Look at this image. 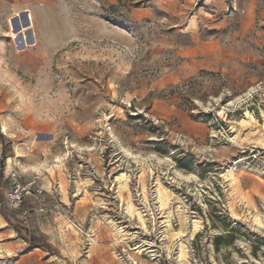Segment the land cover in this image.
<instances>
[{"label": "rangeland", "instance_id": "rangeland-1", "mask_svg": "<svg viewBox=\"0 0 264 264\" xmlns=\"http://www.w3.org/2000/svg\"><path fill=\"white\" fill-rule=\"evenodd\" d=\"M263 144L264 0H0V264H264Z\"/></svg>", "mask_w": 264, "mask_h": 264}, {"label": "bare ground", "instance_id": "bare-ground-1", "mask_svg": "<svg viewBox=\"0 0 264 264\" xmlns=\"http://www.w3.org/2000/svg\"><path fill=\"white\" fill-rule=\"evenodd\" d=\"M25 11V10H24ZM23 12V11H22ZM24 13V12H23ZM16 15V14H14ZM15 17H18L19 23H20V29L18 34L14 33V31L12 30V37L13 40L15 41V43L17 45H21L24 48H31L36 46L37 40H36V35H35V31H34V24H33V20H32V15L30 11H26L24 18H25V25H22V19L20 17V15H17ZM14 18V17H13ZM17 19V18H16ZM10 20V19H9ZM24 24V23H23ZM16 32V31H15ZM251 118V117H250ZM251 119L248 120H243L240 122V126H247L250 124ZM253 124V123H252ZM240 128V127H239ZM233 129V128H232ZM260 130L257 129V132H259ZM1 132L5 135H8L9 133L7 132V127L5 125V123L2 124L1 127ZM236 138V137H235ZM258 139H261V137L259 136ZM264 145V144H263ZM20 158V155H17V159ZM11 161L12 159L9 158L8 159V163H6L8 166L11 165ZM54 166V165H53ZM236 167V166H235ZM9 168V167H8ZM54 168V167H53ZM61 169V168H60ZM239 169V168H238ZM7 170V169H6ZM253 172V171H252ZM64 177V176H63ZM59 179V178H58ZM223 179L224 182L230 186V188L232 189L233 192H237L238 188H239V179L236 177V175L234 174V172L231 170H228L224 175H223ZM138 180V179H137ZM116 181L118 183L117 186V190H118V195L121 199V201L126 200L127 201V213L131 216L134 217V215L136 214V218L137 221L140 223L141 227L144 229H147L146 226V220L144 218V216L141 214V212L137 211L134 207V205L130 202L129 199V177L124 174L121 173V175L117 176ZM77 191V190H76ZM172 192V191H171ZM127 193L128 196L125 199L124 194ZM158 203H159V207L161 208V210H165L168 206V202H169V195L167 193L166 190H161L158 189ZM117 194V193H116ZM142 195V193H141ZM79 198V197H78ZM119 199V200H120ZM148 205V204H147ZM230 211L231 214L233 216H238V214L235 212L233 205L230 203ZM182 208V207H181ZM255 210V209H254ZM168 215L170 213H167ZM185 217H187L185 215ZM253 219V218H252ZM238 220V218H237ZM241 220V219H240ZM0 223L2 225H6V222L1 218L0 219ZM250 221V220H249ZM190 222V221H189ZM64 223V222H63ZM99 223V222H98ZM167 226L169 229L171 228L169 220L167 219L166 221ZM253 223L258 226V227H263V222L260 218L258 217H254L253 219ZM202 223L198 220L194 221L192 223V231H191V237H194V235L197 233V231L201 228ZM121 228V227H120ZM14 233V232H13ZM76 233V232H75ZM81 233V232H80ZM182 232H172L171 233V238L172 239H179L180 241V237H181ZM78 235H76L77 237ZM123 238V237H122ZM92 241V240H91ZM82 247V246H81ZM172 247V246H171ZM177 249V248H176ZM189 249V248H188ZM3 251V250H2ZM170 251V250H169ZM189 251V250H188ZM112 253V252H111ZM137 253H140V251H138ZM189 255V254H188ZM187 258V251H186V246L185 244H183L182 242L179 243L178 245V259L180 260H186ZM116 259V258H115ZM176 259V258H175ZM116 261V260H115ZM134 261V260H133ZM117 262V261H116ZM120 262V261H119ZM187 262V261H186ZM183 263V262H182ZM118 264V263H117Z\"/></svg>", "mask_w": 264, "mask_h": 264}, {"label": "built area", "instance_id": "built-area-1", "mask_svg": "<svg viewBox=\"0 0 264 264\" xmlns=\"http://www.w3.org/2000/svg\"><path fill=\"white\" fill-rule=\"evenodd\" d=\"M25 188L20 186L19 184L15 186L13 191V195L9 198V205L13 209H20L22 206V199H24Z\"/></svg>", "mask_w": 264, "mask_h": 264}, {"label": "trees", "instance_id": "trees-1", "mask_svg": "<svg viewBox=\"0 0 264 264\" xmlns=\"http://www.w3.org/2000/svg\"><path fill=\"white\" fill-rule=\"evenodd\" d=\"M18 232V230H16Z\"/></svg>", "mask_w": 264, "mask_h": 264}]
</instances>
